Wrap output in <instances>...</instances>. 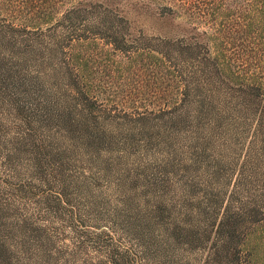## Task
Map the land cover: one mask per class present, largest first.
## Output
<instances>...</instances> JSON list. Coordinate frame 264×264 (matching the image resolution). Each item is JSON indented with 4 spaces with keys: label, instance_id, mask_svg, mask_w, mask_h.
<instances>
[{
    "label": "rangeland",
    "instance_id": "1",
    "mask_svg": "<svg viewBox=\"0 0 264 264\" xmlns=\"http://www.w3.org/2000/svg\"><path fill=\"white\" fill-rule=\"evenodd\" d=\"M16 38L15 54L0 68V200L30 252L39 240L50 245L45 264H99L111 248L127 250L138 264H174L163 255V234L173 224L206 227L229 203L262 193L264 154L247 126L215 130L180 121L178 111L135 116L132 108L149 103V90L119 79L102 89L100 118L98 54L85 70L98 97L84 104L96 114L90 129L99 134L58 125L48 113L59 106L79 114L81 101L58 59L45 61L41 73L23 59L25 42ZM209 245L176 243L170 251L183 264H203Z\"/></svg>",
    "mask_w": 264,
    "mask_h": 264
},
{
    "label": "trees",
    "instance_id": "2",
    "mask_svg": "<svg viewBox=\"0 0 264 264\" xmlns=\"http://www.w3.org/2000/svg\"><path fill=\"white\" fill-rule=\"evenodd\" d=\"M18 34L23 59L40 65L41 73L45 61H60L81 111L76 116L57 106L48 117L72 133L99 134L90 129L97 116L84 104L98 97L85 75L98 54L100 118L102 89L119 79L149 90V103L132 108L133 115L178 111L180 121L225 132L244 125L264 154V0H0V68L15 54ZM52 72L58 75L55 66ZM259 182V197L229 203L205 228L173 224L163 234V255L183 264L172 245L209 243L203 264H264V172ZM7 208L0 200V264L47 263L50 245L39 240L30 252L28 240L7 222ZM99 264L138 263L127 250L111 248Z\"/></svg>",
    "mask_w": 264,
    "mask_h": 264
}]
</instances>
